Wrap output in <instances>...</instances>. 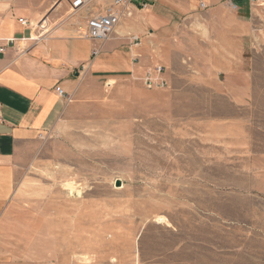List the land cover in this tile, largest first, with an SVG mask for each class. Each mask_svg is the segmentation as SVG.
<instances>
[{"label":"rangeland","instance_id":"374dc122","mask_svg":"<svg viewBox=\"0 0 264 264\" xmlns=\"http://www.w3.org/2000/svg\"><path fill=\"white\" fill-rule=\"evenodd\" d=\"M251 4V76L201 78L184 61L170 81L158 63L92 77L21 148L12 211L45 241L44 264H264V0ZM157 66L166 86L148 88Z\"/></svg>","mask_w":264,"mask_h":264},{"label":"crops","instance_id":"0c3cea01","mask_svg":"<svg viewBox=\"0 0 264 264\" xmlns=\"http://www.w3.org/2000/svg\"><path fill=\"white\" fill-rule=\"evenodd\" d=\"M206 1L205 10L199 0L130 5L129 30L121 24L108 40L95 42L85 36V17L72 14L64 0H0V45L20 39L0 52V264L50 259L45 241L39 244L32 225L12 211V196L21 148L47 135L69 105L57 86L74 96L87 79L136 76L152 63L165 66L170 81L183 66L177 62L184 61L201 78L231 76L233 70L243 78L252 75L246 61H254L257 9L251 0ZM44 16L47 29L40 31L36 26ZM128 32L143 40L139 48L127 42ZM238 88L247 98L253 92L246 80Z\"/></svg>","mask_w":264,"mask_h":264},{"label":"built area","instance_id":"2783aa9c","mask_svg":"<svg viewBox=\"0 0 264 264\" xmlns=\"http://www.w3.org/2000/svg\"><path fill=\"white\" fill-rule=\"evenodd\" d=\"M70 6V10L72 14H78L84 9L89 10L90 6H92L96 10V4H98L99 0H64ZM134 1L137 0H111L110 6H106L101 12L94 11L90 14L89 17H86V31L85 36L93 41H104L109 39L113 34H115L118 26L121 25L122 19L125 16H130L132 13L129 10L130 5H134ZM143 6H146L143 3ZM199 6L201 8H206L207 3L206 0H199ZM93 10V9H92ZM21 22L26 24V21L21 19ZM36 28L40 31H44L47 29L46 20L41 21V23L37 24ZM44 35V34H42ZM20 40L17 38H10L5 40V44L0 45V52H4L5 48L9 45H15L16 42ZM132 46L140 45V38L136 36L131 37ZM99 51L97 49L94 50L93 54L97 55ZM164 71L163 66H157L152 71L148 72L145 76L146 85L148 88L160 87L163 88L166 86V81L162 79V74ZM156 78V79H155ZM57 93L66 97L67 100H70V95L64 91V89L60 86L56 87Z\"/></svg>","mask_w":264,"mask_h":264},{"label":"water","instance_id":"95a60500","mask_svg":"<svg viewBox=\"0 0 264 264\" xmlns=\"http://www.w3.org/2000/svg\"><path fill=\"white\" fill-rule=\"evenodd\" d=\"M116 187H121L123 185L121 180H116Z\"/></svg>","mask_w":264,"mask_h":264}]
</instances>
